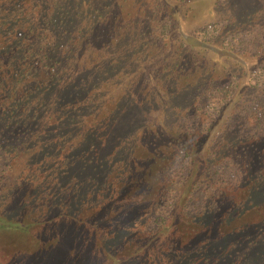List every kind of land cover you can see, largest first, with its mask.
<instances>
[{"label":"trees","instance_id":"1","mask_svg":"<svg viewBox=\"0 0 264 264\" xmlns=\"http://www.w3.org/2000/svg\"><path fill=\"white\" fill-rule=\"evenodd\" d=\"M113 1L0 0L1 224L26 230L45 219L57 247L50 261L35 259V264H264L263 100L239 118L248 123L234 121L236 126L228 127L226 122L215 135L220 111L213 124L205 116L198 119V130L185 126L168 133L159 118L149 124L150 106L184 91L177 83L161 86L165 79L158 66L170 56L165 43L168 52L154 64L145 62L146 78L132 69L139 58L120 52L122 61L111 62L115 38L104 15H113ZM162 1L142 7L141 21L121 12V34L132 31L134 43L143 46L155 30L159 41H166L171 30L183 33L185 17L175 7L168 12ZM231 2L221 7L232 4L226 18L242 27L237 36L255 20L264 28V0ZM186 37L190 47L240 64L244 86L252 80L253 65L264 62V40L245 59L231 41L217 49ZM181 64L186 67L187 61ZM178 68L166 69L169 82ZM141 82L148 87L136 92ZM212 85L194 90L188 111L204 98L215 100L224 112L236 102L239 81ZM247 124L251 129L243 134ZM140 147L154 153L141 167L165 164L157 175L144 174L139 166L132 193L123 175L138 170L134 155ZM243 188H249L244 203L227 194ZM86 209L99 211L82 221Z\"/></svg>","mask_w":264,"mask_h":264},{"label":"rangeland","instance_id":"2","mask_svg":"<svg viewBox=\"0 0 264 264\" xmlns=\"http://www.w3.org/2000/svg\"><path fill=\"white\" fill-rule=\"evenodd\" d=\"M227 1L228 0H166L165 3L168 5L167 11L171 12L174 7L177 8V14L185 17L186 20L184 21L186 22L187 27H185L183 33L176 31V29L171 30V34L166 41L157 40V38H159V32L155 30L154 35L148 41L144 40L145 44L143 46L139 43L138 45L134 43V39L130 36L132 35V31H130V33L128 32V36L125 35V33L121 34L120 13L122 12L124 15L130 14V19L136 21L138 19L141 21L144 15L140 14V9L142 7H149L150 5L161 6L163 3L162 0H114L110 9L113 15L110 17L108 14L104 13L106 14L104 16L111 20L113 25L112 32L115 38L112 42L114 43L113 47L116 50L114 49L113 54L109 56L110 58H113L111 62L118 60L122 61L120 52L127 54L130 58L134 56L135 59H141L138 63H132V69L140 75L139 77L143 75V77L146 78L147 74L143 70L146 66L145 62H148L147 65L149 63L154 64L156 58H158L160 54L168 52L166 47L170 45V56L166 58L167 62L158 66L162 69L160 78H163V80L165 79L164 84L161 82V86L166 87V85H173V83L176 85L175 83H177L178 85L176 88H179L184 92L175 95L176 97L174 98H168L162 94L165 103L159 105L156 102L153 106L149 107V113L147 116L150 120L148 121L149 124L156 123V120L159 118V120H163L164 130L168 133L178 132L181 127L185 126H190L195 130H198L200 126L197 125L198 119L202 122L205 116V119L210 124H213L218 120V113L220 111V113L222 112V121L218 122L216 126L212 128V132H214L215 135L216 133H219L226 122L229 123L228 127L236 126V124H232L234 121H241V124L248 123V120H239V118H241L244 113H248L255 104L262 100L264 102L263 59L260 60L261 64L258 63L257 65H253L254 68L251 69L252 74H250L252 80H250L249 85L247 84L244 86L243 84H246L244 82L247 77L241 65L234 59L227 56H219L213 50L201 47H190L184 41V39L187 38L186 36H189L190 38L195 37L196 39L198 37V40L217 49L220 47L221 43L231 41V45L243 55V58L249 59V57L255 54L260 43L264 40V28H262L263 25L260 24L262 21L255 20L252 28L249 29L247 33L237 36L236 32L238 31V28L241 29L242 27L234 26L232 22L233 20L229 21L226 18L227 13L229 14L231 12L232 4L221 7V5L226 4ZM231 1V3H233V0ZM215 4L219 5V7L216 8L217 10L212 7V5ZM183 6L186 8L183 9ZM209 10H212L213 13H209ZM135 13H137L138 16H136ZM217 23L220 24L216 25ZM205 27H208L206 34H200V36H198L196 31L202 30V28L205 29ZM233 33L236 36L232 37ZM115 40H117V43L114 42ZM164 43L166 44L165 48H163ZM122 44L124 45L123 48H117L122 46ZM135 47H137V49H135ZM115 53H117L116 56ZM143 54L148 56L149 59L143 60ZM185 60L187 61L186 67L181 64V62ZM129 63V61L125 62L126 65ZM177 65H179V70L175 73L177 77L175 81L173 80L172 82H169L166 69H176ZM138 79L139 78L135 80L134 78V81L132 80L131 82L137 84L136 81L138 82ZM236 81H239L241 84L239 93L236 95V102L225 112L218 109L220 104L216 103L215 100L212 101L206 98L201 99V102H197L198 105H194L195 110L188 111L189 105H192L194 102L191 103L195 89L202 88L203 85L207 88L211 86L212 83H214L212 86L233 85V83H237ZM156 83H159V81ZM140 84L141 85L134 86V89L136 92L141 93L143 89L148 87V84L146 85L145 83L144 85L142 82ZM143 94L146 95V93ZM118 99H120V96L115 100L117 101ZM136 99H138L137 94H135V97L130 100L135 104ZM228 117H232V121H229ZM205 124L208 123L205 122ZM251 126V124L244 125V127H242L243 134H246V131H249ZM211 140H213V138H211L210 141ZM162 148L163 147L160 146V153L163 151ZM135 150L134 165L138 170L133 172L130 176H128L127 173L123 175L124 179L128 181L131 190L130 192L132 193L137 191L138 186L135 185V182L137 179L136 175H140L139 166L147 165L145 162L152 160L154 155V153L149 152L145 148L140 147ZM160 164L164 165L165 161L163 163H159L158 161L155 165L149 164V168L141 167L142 172H144V174L157 175V172L161 169ZM110 178L113 180L114 185L118 183V178L115 174ZM227 194L231 196L236 203H244L249 195V188L237 189L235 191L229 190L227 191ZM100 204L105 206L104 201ZM262 205L264 207V203ZM2 210L3 207L0 208V211ZM98 211V209H86L81 214L80 219L86 221L92 218ZM251 212L253 211H250L248 214ZM4 216L5 214L3 211L0 213V264H35V259L50 261L51 253L57 246L56 241L49 238L52 231H50L49 228L46 229L45 219H42L41 222H38V224L33 225L26 230H18L7 227L6 224H1V220ZM103 229L109 230V227L104 226ZM58 257L60 258L58 259ZM56 258L62 260L63 252L61 255H57Z\"/></svg>","mask_w":264,"mask_h":264}]
</instances>
